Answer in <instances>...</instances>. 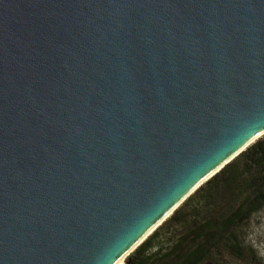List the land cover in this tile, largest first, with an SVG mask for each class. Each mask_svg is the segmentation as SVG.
I'll return each instance as SVG.
<instances>
[{"label": "water", "instance_id": "1", "mask_svg": "<svg viewBox=\"0 0 264 264\" xmlns=\"http://www.w3.org/2000/svg\"><path fill=\"white\" fill-rule=\"evenodd\" d=\"M263 130L264 0H0V264H118Z\"/></svg>", "mask_w": 264, "mask_h": 264}, {"label": "trees", "instance_id": "2", "mask_svg": "<svg viewBox=\"0 0 264 264\" xmlns=\"http://www.w3.org/2000/svg\"><path fill=\"white\" fill-rule=\"evenodd\" d=\"M264 209V136L200 186L124 264H264L249 240Z\"/></svg>", "mask_w": 264, "mask_h": 264}, {"label": "bare ground", "instance_id": "3", "mask_svg": "<svg viewBox=\"0 0 264 264\" xmlns=\"http://www.w3.org/2000/svg\"><path fill=\"white\" fill-rule=\"evenodd\" d=\"M264 136V130L262 132H260L258 135H256L252 140H250L247 144H245L240 150H238L232 157H230L225 163H223L219 168H217L212 174H210L206 179H204L199 185H201L204 182H207L208 179H211L214 175H216L219 171H221V169H223L225 167V165H227V163H230V161H232L233 159H235V157H237L239 154H241L244 150H246L249 146H251L253 143H255L258 139H260L261 137ZM199 185H197L192 191H194L195 189H197V187H199ZM192 191L190 193H192ZM189 193V194H190ZM188 194V195H189ZM188 195L183 198L162 220H160L139 242H137L130 250L129 252L121 259V261L118 264H123L124 261L126 260V258L128 256H130V253L138 246L140 245L143 241H145V239H147V237L149 238V235H151L165 220L167 221V219L170 217V215H172L171 213H173L175 211V209H177L176 207L182 203V201H184V199H186L188 197ZM187 201V200H186Z\"/></svg>", "mask_w": 264, "mask_h": 264}, {"label": "rangeland", "instance_id": "4", "mask_svg": "<svg viewBox=\"0 0 264 264\" xmlns=\"http://www.w3.org/2000/svg\"><path fill=\"white\" fill-rule=\"evenodd\" d=\"M249 240L254 245L264 263V209L257 215L251 224Z\"/></svg>", "mask_w": 264, "mask_h": 264}]
</instances>
